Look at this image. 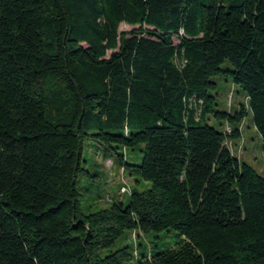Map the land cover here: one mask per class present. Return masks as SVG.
<instances>
[{"label":"trees","instance_id":"1","mask_svg":"<svg viewBox=\"0 0 264 264\" xmlns=\"http://www.w3.org/2000/svg\"><path fill=\"white\" fill-rule=\"evenodd\" d=\"M223 73L247 108H215ZM248 113L264 155V0H0V264H264V175L234 151ZM85 139L149 185L83 213Z\"/></svg>","mask_w":264,"mask_h":264},{"label":"rangeland","instance_id":"2","mask_svg":"<svg viewBox=\"0 0 264 264\" xmlns=\"http://www.w3.org/2000/svg\"><path fill=\"white\" fill-rule=\"evenodd\" d=\"M131 28L132 26L125 23L119 25V31H128ZM109 54L110 51H108L107 55ZM222 66L228 68L229 64L224 62ZM213 79L216 85L211 92L215 96V108L217 110L232 112L240 104L246 107L245 94L238 84L231 81L229 73L214 76ZM243 121V142L239 143L237 150L235 149L234 151L242 160L247 161L255 168L259 174L264 175V155L261 149V137L253 125L250 113L246 115ZM209 122L221 130L227 125L225 120H221V125H218L213 117ZM231 152L233 151L231 150ZM126 154L129 157L133 154V151L128 148ZM82 157L83 172L77 177L76 190L79 194V203L83 213H90L108 207L114 201L127 203L131 187L143 190L149 185L144 180H140V183L136 184L134 180L137 176L128 175L126 171L122 172L117 164L112 163L111 155L106 157L102 145L98 142L85 139L82 145ZM123 186L128 190L125 193L120 192L125 190ZM133 232L136 235L135 239L132 235ZM177 240V232L170 229L147 233L138 230H124L109 249L100 250L99 253L100 255H105L109 250H115L123 246H129L131 251L136 243L141 245L138 247L140 253L149 252L154 247L162 250L174 245ZM122 264H133V261H124Z\"/></svg>","mask_w":264,"mask_h":264},{"label":"built area","instance_id":"3","mask_svg":"<svg viewBox=\"0 0 264 264\" xmlns=\"http://www.w3.org/2000/svg\"><path fill=\"white\" fill-rule=\"evenodd\" d=\"M227 146L230 148V141L229 142H226Z\"/></svg>","mask_w":264,"mask_h":264}]
</instances>
